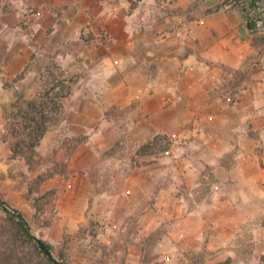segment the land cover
<instances>
[{
	"label": "rangeland",
	"instance_id": "374dc122",
	"mask_svg": "<svg viewBox=\"0 0 264 264\" xmlns=\"http://www.w3.org/2000/svg\"><path fill=\"white\" fill-rule=\"evenodd\" d=\"M82 1L55 6L46 1L40 5L39 0H0V61L14 49L7 45L10 39L17 40L15 48L31 58L22 72L1 78L2 139L7 144L5 110H11L15 89L23 90L28 98H39L49 90L48 96H59L56 100L66 114L81 105L71 110L75 117L78 114L75 124L57 125L59 148H49L34 165L28 166L18 158L0 160L5 168L0 169V195L24 211L37 238L52 244L56 252L62 249L68 253L69 264H264V233L259 232L264 227V215L243 220V213L238 212L243 220L240 224L228 221L233 210L220 208L219 200L231 196L230 190L222 187L227 181L215 177L205 163L203 149H212L203 142V127L191 126L189 130H195L196 135L188 137L183 133L187 126L166 121L168 111L141 110L139 94H129L140 81L120 78L98 62L103 50L93 45H102L109 37L94 18L76 14ZM99 1L94 0L95 5ZM218 1L223 8L243 7L250 16L258 0ZM140 6L150 13L145 17L147 24L170 12L162 0ZM41 24L45 30L37 29L32 41L33 28ZM26 40L30 43L23 44ZM110 59L111 66L133 69L132 63ZM1 70L6 73L7 67ZM235 82L224 85L231 89ZM86 109L92 121L89 126H81ZM20 119L11 116L10 121ZM199 130L201 137L197 136ZM76 136H81L79 145L85 144L88 153L71 160L70 155L79 146L71 150V140ZM117 141L114 153L103 154ZM149 142L153 144L145 147ZM239 149L236 143L223 144L221 162L230 165L229 159ZM50 160L66 166L64 177L68 176L69 165L84 166L89 172L94 188L87 205L78 207H85L81 220L73 216L65 221L59 214L57 189L45 185L50 178L34 194L41 197L47 190H54L52 197L40 200L47 202L43 209H35L24 198L28 185L25 175L35 177ZM90 209L92 216L88 215ZM218 227L226 228L221 236ZM231 250L232 255L225 254Z\"/></svg>",
	"mask_w": 264,
	"mask_h": 264
},
{
	"label": "crops",
	"instance_id": "0c3cea01",
	"mask_svg": "<svg viewBox=\"0 0 264 264\" xmlns=\"http://www.w3.org/2000/svg\"><path fill=\"white\" fill-rule=\"evenodd\" d=\"M45 1L54 2L55 6L73 2L39 0L40 5ZM152 2L155 0H100L95 5L94 0H83L76 14L83 15L85 19L92 17L106 29L107 42L93 45L103 50L97 60L113 70L111 73L119 74L120 78L140 81V85L129 94H133L132 97L139 94L141 110L151 113L168 111L166 121L171 125L187 126L183 133L188 137L196 135L195 130H189L191 126L203 127V142L212 149L207 150L206 146L203 149V153L206 151L203 156L205 163L215 177L222 182L227 181L222 187L230 190L227 193L231 196L226 195L219 200L220 208L233 210V213L229 210L228 221L238 225L244 219L264 215V167L259 163V158L264 163V54L253 55L243 18L235 8L219 7L218 0H162L170 12L156 23L147 24L145 17L150 13L144 12L140 5H151ZM173 8L177 11H172ZM33 29L32 41L36 39L38 30L43 31L45 27L41 24ZM16 41L10 39L7 45L14 49L0 61V89L2 77L22 72L31 61L30 55L21 54L19 48H15L19 44ZM27 42L30 40L22 43ZM111 57L120 64L132 63L133 69L126 65L124 70L111 66ZM4 67H7L6 73L1 70ZM233 70L241 71L239 77ZM234 80L236 82L231 89L224 85ZM80 106L70 108L63 123L75 124L78 114L75 117L71 110H78ZM82 106L86 108L88 104ZM87 109L81 126H89L91 118ZM2 110L0 104V160L3 158L4 161L11 152L2 139ZM249 130L257 131L259 140L250 136ZM199 131L197 136L201 137L203 133ZM90 139L94 138L91 136ZM257 142L262 148L259 154ZM59 143L58 129L49 130L37 147L34 164L52 146L59 148ZM233 143L240 149L232 160L229 159L230 165L223 164L220 160L221 146ZM84 147L85 144L79 145L70 155L71 160L87 154ZM0 169L5 171L4 163L0 162ZM46 183L57 189V208L62 218L66 221L76 216L81 220L85 207L79 210L78 207L87 205L94 188L85 167L72 168L69 165L67 177L57 174ZM237 187H241L240 192L233 196V192L239 191ZM238 212L243 213V220ZM88 215H93V209L88 211ZM224 230L226 228L218 227V236ZM260 231L264 233V227ZM233 252L225 254L232 255Z\"/></svg>",
	"mask_w": 264,
	"mask_h": 264
},
{
	"label": "trees",
	"instance_id": "16d2710c",
	"mask_svg": "<svg viewBox=\"0 0 264 264\" xmlns=\"http://www.w3.org/2000/svg\"><path fill=\"white\" fill-rule=\"evenodd\" d=\"M245 22L248 30V41L253 47V55L257 57L264 54V33L255 30L254 23L249 16V11L243 7L235 8ZM235 74H240V70H233ZM51 89V88H50ZM14 100L10 103L11 110H5L4 135L10 150V158L22 159L26 165L34 164L38 155L37 147L40 140L51 129L57 128L66 119L64 106L56 100L59 96H48L49 90L45 91L39 98H28L23 90H14ZM56 96V97H55ZM11 116H20V120L10 121ZM249 135L259 140L257 131L249 130ZM83 139L76 136L71 140V150L77 147ZM257 140V141H258ZM153 144L147 143L145 147ZM118 141L113 144L103 154L114 153ZM261 144L257 142V154L261 153ZM259 163L264 167L262 159ZM66 176V166L50 160L44 171L39 172L35 177L27 178V190L24 198L35 209H43L47 202L40 201L43 198L49 199L53 196L54 190H47L40 196L39 193L42 183L55 175ZM0 264H69V255L60 249L56 252L54 246L49 242L37 238L31 231L28 217L22 209L12 205L7 199L0 195ZM38 239L45 245L55 260L48 252L40 246ZM97 263L100 258L95 256ZM123 264V263H122Z\"/></svg>",
	"mask_w": 264,
	"mask_h": 264
},
{
	"label": "built area",
	"instance_id": "2783aa9c",
	"mask_svg": "<svg viewBox=\"0 0 264 264\" xmlns=\"http://www.w3.org/2000/svg\"><path fill=\"white\" fill-rule=\"evenodd\" d=\"M250 17L254 23L255 30L264 33V0H258L252 5Z\"/></svg>",
	"mask_w": 264,
	"mask_h": 264
},
{
	"label": "water",
	"instance_id": "95a60500",
	"mask_svg": "<svg viewBox=\"0 0 264 264\" xmlns=\"http://www.w3.org/2000/svg\"><path fill=\"white\" fill-rule=\"evenodd\" d=\"M38 243L40 244V246H41L42 248H44V249L48 252L49 256H50L51 258L54 259V257L51 255V253L46 249L45 245L41 242V240L38 239ZM54 261H55L56 263H58L57 260L54 259Z\"/></svg>",
	"mask_w": 264,
	"mask_h": 264
}]
</instances>
